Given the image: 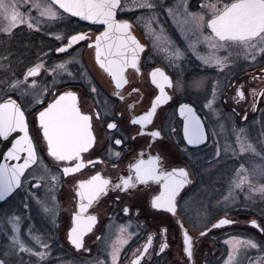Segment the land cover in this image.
Here are the masks:
<instances>
[{"label":"snow or ice","instance_id":"snow-or-ice-1","mask_svg":"<svg viewBox=\"0 0 264 264\" xmlns=\"http://www.w3.org/2000/svg\"><path fill=\"white\" fill-rule=\"evenodd\" d=\"M133 9L143 15L125 18ZM66 18H78L103 30L93 35L84 30L65 34L49 29L62 45L56 53L69 58L47 67V52L25 63L19 51L13 52L8 45L21 26L40 32L41 22L59 26ZM0 21L4 40L0 48V138L8 141L12 137L0 163V239L5 241L0 247V264H62L55 255V237L32 225V202L38 205V215L56 225L60 205L55 193L65 182L72 185L65 190L73 205L66 240L83 258L81 264H120L121 252L129 242L125 234L132 235L130 224L118 227L115 240L111 239V224L107 225L109 235H103L106 227L99 209L110 193L115 194L110 197L113 203L120 204L129 217L135 206H123L124 200L141 193L147 199L150 194L151 209L175 218L186 264H195V240L181 218H188L187 193L181 194L192 184L195 170L189 150L207 147L210 140L219 144L212 124L214 117L219 123L220 105L217 87L203 95L199 109L195 102H181L188 87L202 89L204 82L197 79L188 85L170 70L191 56L225 75L234 71L237 65L230 61L235 59L259 64L248 80L240 82L236 77V84L229 80L227 85L237 104L250 99L255 111L264 98V0H132L131 7L126 0H0ZM165 25L186 42L183 50L169 37ZM201 43L207 44L206 54L199 50ZM82 49L94 53L95 64L114 85L103 100L102 89L89 79L93 106L86 94L67 87L79 77L87 78L84 65L71 55ZM17 64H24L20 75L14 71ZM77 64L79 70L74 73L69 65ZM219 91L223 94L226 89ZM177 115L180 131L174 124ZM243 119L247 120L246 114ZM14 133L21 135L14 137ZM236 141L240 153H250L256 159L241 156L232 161L237 166L227 181L223 206L226 211L241 193L250 204L259 200L261 220L253 218L250 225L264 234V143L258 151L243 128ZM129 156L132 159L124 170L121 165ZM223 159L219 147H214L209 163ZM41 188L46 189L43 198L37 194ZM135 211L139 215V209ZM25 222L29 224L26 231L22 229ZM234 223L225 215L212 228ZM167 232L164 228L163 234ZM86 237L103 247L92 259L85 258L93 251ZM153 240V235L147 236L130 264H151L152 253H165L169 247L166 238L158 249ZM226 243L230 246L227 264H234L237 256L244 258L243 264H264V238L233 236ZM250 250L258 254L249 257ZM101 255L105 258L100 259Z\"/></svg>","mask_w":264,"mask_h":264},{"label":"flooded vegetation","instance_id":"flooded-vegetation-1","mask_svg":"<svg viewBox=\"0 0 264 264\" xmlns=\"http://www.w3.org/2000/svg\"><path fill=\"white\" fill-rule=\"evenodd\" d=\"M126 2L130 7L132 6V0H126ZM134 13L143 15L139 9H133V12L128 13L125 18H131ZM58 24L59 26L56 24L44 25L41 22L40 32L21 26V28L15 31L13 52L19 51L21 54L20 58L25 63L35 61L37 55L43 56V53L47 52L48 56L45 57L47 67L48 64L59 63L60 60L69 58L67 54L56 53L55 49L62 45L60 41L55 40L53 32L49 29H55V32L65 34L77 30H84L91 32L93 35L103 30L102 26L92 25L88 22L80 21L77 18H66L62 22H58ZM165 28L169 37L183 50L186 42L169 29L167 25H165ZM137 35H140L139 28L137 29ZM205 35H207V32ZM199 50L206 54L208 52L207 44L201 43ZM220 54L223 55V53ZM71 55L80 64L84 65L87 71V78L79 77L77 80L69 82L67 87L79 93L86 94L88 96L89 106H93L92 97L88 91V81L91 79L98 88L102 89L101 96L103 100H107L114 85H112L111 78L107 73L95 64L94 53L91 50L82 49L81 51L72 52ZM230 63H234L237 66L232 73L227 75L221 73L218 69L204 65L194 56H191L186 62H180L178 67L170 70L176 72L188 85H191L192 81L197 79H202L204 82L202 89L188 87L181 97V102H195V106L199 109L203 95H210V90L213 87H217V102L220 105L217 109L219 123L215 122L216 117H214L212 124V128L217 133L216 139L219 141V144L214 145L210 140L207 147L200 146L199 148L189 150V156L195 164V170L191 176L192 184L187 186L181 194L183 196L187 193L185 196V206L188 218L185 219L183 216L181 218L183 219L185 227L189 229L190 234L195 240L196 252L193 257L195 264H227L230 246L226 241L233 236L240 238L254 236L257 240L264 238V234H261L250 225V220L253 218L258 221L261 220L260 207L257 206L261 203L259 200L255 204H250L244 199L245 194L241 193L237 196L234 203L227 205L226 211L223 206L224 196L227 195V181L232 169L237 166L232 161L239 159L241 156L249 160L256 159L250 153H240V145L236 141L238 131L243 128L248 142L252 143L258 151L260 150V144L264 143V98H260L256 110L253 111L250 99L237 104L232 98L234 95L232 89L227 87L229 80H231L232 84L237 83L236 77L239 78L240 82L248 80L250 75L257 73L260 65L244 62L242 59H235L234 61H230ZM160 66H163V64ZM69 68L75 73L79 70V65H69ZM14 71L17 75H20L24 71V64H17ZM36 79L38 83L42 82L40 77ZM221 87L226 89L223 94L219 91ZM50 99L48 97L46 101L50 102ZM103 100L99 102L103 103ZM245 114L247 115V120L243 119ZM29 119L31 121L34 118L29 117ZM174 124L178 131H180L182 125L178 115L174 117ZM176 139L178 140L180 137L177 136ZM133 146L135 147V145ZM217 146L222 154H224V159L218 164L209 163L212 160L213 148ZM131 159L132 157L129 156L128 160H125L121 165V168L126 170L127 164ZM104 174L108 175L109 173L105 170ZM121 174H123V171ZM113 178H115L114 175ZM71 187L72 185L65 182L64 186L55 193L56 200L60 205L59 218L56 222L58 226L53 225L46 216L36 213L35 209L38 205L34 201L32 202V225L35 229L42 232H49L55 237L57 244L54 251L57 258L61 260L73 259L76 262L75 264H81L83 258H80V254L66 240V228L70 225V215L73 205L69 201L68 193L65 189H70ZM37 194L43 198L46 194V189L41 188ZM114 195V193H110L109 197L105 198L107 202L99 209V216L106 227L103 235H109L107 225H112L111 239L113 240L119 235L118 227L120 225L130 224L128 232L132 233V235L127 236L125 234L129 242L121 252L120 264H130L133 253L145 243L148 235L154 236L153 247L156 249H158L159 244L165 238L169 244L165 253L161 255L152 253L150 255L149 259L151 264H186L187 258L183 253V237L175 218L170 217L167 213H161L151 209L150 194L147 199L144 193H141L139 196L129 197L124 200L123 206L130 208L135 206L130 217L123 214L120 204L113 203L110 197H114ZM202 205L203 207H201ZM137 208L139 209V215L135 211ZM225 215L236 223L224 226L223 228H212V224L224 218ZM28 226L29 224L25 222L22 224V229ZM164 228L168 229L166 235L163 234ZM207 229H211V231H207ZM202 231H207V235L200 236V232ZM86 243L93 251L87 254L85 258L92 259L98 253L103 252L102 246L97 247L99 241L86 237ZM257 254L254 250H250L248 253L249 257ZM104 258L103 255L100 256V259ZM243 259L242 256H237L234 264H243Z\"/></svg>","mask_w":264,"mask_h":264},{"label":"rangeland","instance_id":"rangeland-1","mask_svg":"<svg viewBox=\"0 0 264 264\" xmlns=\"http://www.w3.org/2000/svg\"><path fill=\"white\" fill-rule=\"evenodd\" d=\"M21 11H23V9H21ZM33 15H35V13H33ZM2 21H0V25H2ZM9 47L12 49L13 48V40L8 42ZM4 47V40H3V34L0 33V48ZM4 55H7V53H4ZM2 71V70H0ZM3 96V92L0 91V97ZM27 228H23V230L26 231ZM5 243V241L3 239H0V247L3 246V244ZM27 259V258H26ZM61 260V259H60ZM62 264H75L76 262H74L73 259H65V260H61Z\"/></svg>","mask_w":264,"mask_h":264},{"label":"water","instance_id":"water-1","mask_svg":"<svg viewBox=\"0 0 264 264\" xmlns=\"http://www.w3.org/2000/svg\"><path fill=\"white\" fill-rule=\"evenodd\" d=\"M78 19V18H77ZM21 135L20 133H14V137H18ZM12 137L9 138L8 141L3 140V138H0V163H3V156L6 153L7 149L11 146Z\"/></svg>","mask_w":264,"mask_h":264}]
</instances>
